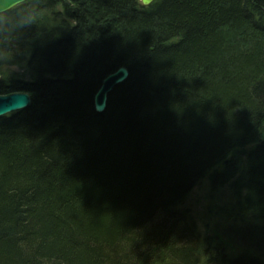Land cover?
<instances>
[{
  "label": "trees",
  "instance_id": "16d2710c",
  "mask_svg": "<svg viewBox=\"0 0 264 264\" xmlns=\"http://www.w3.org/2000/svg\"><path fill=\"white\" fill-rule=\"evenodd\" d=\"M12 9L0 94L32 101L0 116V264H264V0ZM208 173L232 198L203 233L184 202Z\"/></svg>",
  "mask_w": 264,
  "mask_h": 264
},
{
  "label": "rangeland",
  "instance_id": "374dc122",
  "mask_svg": "<svg viewBox=\"0 0 264 264\" xmlns=\"http://www.w3.org/2000/svg\"><path fill=\"white\" fill-rule=\"evenodd\" d=\"M14 69L15 71L20 70L19 68ZM21 73H23V71H21ZM212 171L213 169L210 170L209 173H211ZM209 173L202 177L193 186L184 202V206H187L191 209L192 213L196 218L197 225L203 233H206L208 229L214 226V216L211 213L212 211H210V209L232 198L228 185L219 187L216 190L213 189ZM218 221L221 222L223 221V219L219 218L217 222ZM242 235L245 236L244 233ZM233 251L234 250L231 248L230 252Z\"/></svg>",
  "mask_w": 264,
  "mask_h": 264
},
{
  "label": "water",
  "instance_id": "95a60500",
  "mask_svg": "<svg viewBox=\"0 0 264 264\" xmlns=\"http://www.w3.org/2000/svg\"><path fill=\"white\" fill-rule=\"evenodd\" d=\"M24 1L26 0H10V4L14 7ZM153 1L154 0H141V3L148 5ZM129 74V68L122 65L103 78L101 85L94 94V107L98 113L105 111L109 93L114 86L124 82L129 77ZM31 101V94L25 91H14L7 94H0V116L24 109L31 104Z\"/></svg>",
  "mask_w": 264,
  "mask_h": 264
},
{
  "label": "clouds",
  "instance_id": "9594fccd",
  "mask_svg": "<svg viewBox=\"0 0 264 264\" xmlns=\"http://www.w3.org/2000/svg\"><path fill=\"white\" fill-rule=\"evenodd\" d=\"M12 10L10 0H0V14H6Z\"/></svg>",
  "mask_w": 264,
  "mask_h": 264
}]
</instances>
